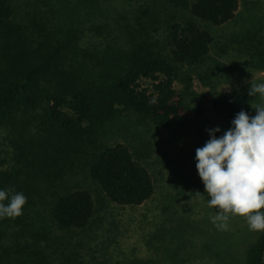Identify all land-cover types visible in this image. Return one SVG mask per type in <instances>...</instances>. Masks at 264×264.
Here are the masks:
<instances>
[{
    "label": "trees",
    "instance_id": "16d2710c",
    "mask_svg": "<svg viewBox=\"0 0 264 264\" xmlns=\"http://www.w3.org/2000/svg\"><path fill=\"white\" fill-rule=\"evenodd\" d=\"M56 1L42 0L49 15L44 28H35L17 20L9 0H0V139L14 144L22 165L0 166V189L29 197L39 183V192L51 190L45 206L54 225L76 232L99 211L89 189H54L52 178L66 172L63 163L83 169L105 202L142 205L154 194L149 170L126 145L107 146L102 126L131 110L157 128L182 120L200 130L205 103L232 121L239 113L235 99L214 91L222 67L240 63L244 54L255 69H264V45L243 38L245 51H236L235 40L216 39L239 0H121L112 22L101 19L83 29L58 25ZM195 80L210 90L197 94ZM31 204L27 199L23 211ZM25 222L24 214L0 219V264L11 263L5 254L32 225ZM245 259L264 264V233Z\"/></svg>",
    "mask_w": 264,
    "mask_h": 264
},
{
    "label": "rangeland",
    "instance_id": "374dc122",
    "mask_svg": "<svg viewBox=\"0 0 264 264\" xmlns=\"http://www.w3.org/2000/svg\"><path fill=\"white\" fill-rule=\"evenodd\" d=\"M9 1L18 21L44 28L43 21L49 14L42 0ZM56 3L54 20L63 29L70 25L83 29L101 19L112 22L121 9V0ZM253 37L264 45V0H239L234 19L216 29V39L219 44L235 40L236 51H245L241 41ZM239 57L240 63L230 60L222 67L221 84L214 91L234 98L238 112L254 116L264 99L249 96V89L251 83L264 81V69H255L244 54ZM192 89L197 94L210 90L196 80ZM205 106L207 116L199 120L200 130L182 120L168 128H157L131 110L114 115L102 126L100 139L107 146L126 145L147 167L154 183L152 197L136 207L105 202L86 172L66 168L65 162L64 176L53 177L56 187L52 186L55 190L60 184L71 190L89 189L99 211L97 216L82 231L59 230L46 211L51 190L39 192L38 183L35 193L27 197L32 203L30 210L23 211L25 223L32 225L15 239V244H9L5 254L11 262L8 264H246L247 248L260 233L250 231L241 217L231 218L227 230L218 229L212 223L216 209L208 206L210 197L198 176L196 149L209 140L207 130L219 127L221 132L217 134L223 135L231 127L230 120L214 115L208 103ZM17 157L14 144L1 137L0 166L22 168Z\"/></svg>",
    "mask_w": 264,
    "mask_h": 264
},
{
    "label": "clouds",
    "instance_id": "9594fccd",
    "mask_svg": "<svg viewBox=\"0 0 264 264\" xmlns=\"http://www.w3.org/2000/svg\"><path fill=\"white\" fill-rule=\"evenodd\" d=\"M249 96L264 99V81L251 83ZM255 113L241 110L219 137V127L207 130L209 140L196 149L198 176L210 197L208 206L216 209L212 223L220 230L241 217L250 231L264 233V105ZM26 203L23 193L0 189V219L22 216Z\"/></svg>",
    "mask_w": 264,
    "mask_h": 264
}]
</instances>
